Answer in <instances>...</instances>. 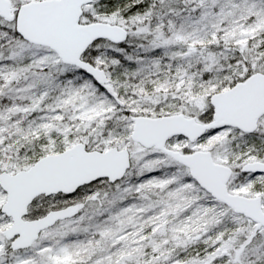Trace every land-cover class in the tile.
Masks as SVG:
<instances>
[{
	"label": "snow or ice",
	"instance_id": "1",
	"mask_svg": "<svg viewBox=\"0 0 264 264\" xmlns=\"http://www.w3.org/2000/svg\"><path fill=\"white\" fill-rule=\"evenodd\" d=\"M0 264H264V0H0Z\"/></svg>",
	"mask_w": 264,
	"mask_h": 264
}]
</instances>
